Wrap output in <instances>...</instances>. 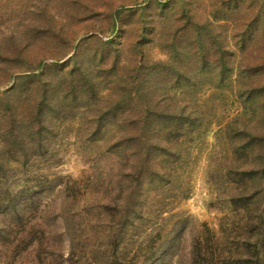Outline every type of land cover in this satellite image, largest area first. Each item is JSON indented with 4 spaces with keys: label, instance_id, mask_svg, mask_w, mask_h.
Returning a JSON list of instances; mask_svg holds the SVG:
<instances>
[{
    "label": "rangeland",
    "instance_id": "374dc122",
    "mask_svg": "<svg viewBox=\"0 0 264 264\" xmlns=\"http://www.w3.org/2000/svg\"><path fill=\"white\" fill-rule=\"evenodd\" d=\"M244 32L249 48L243 53L235 44ZM220 57L233 60L229 69L219 68ZM263 59L264 0H0V97L17 102L19 117L40 92L22 76L35 72L41 82L54 84L48 87L54 111L43 118L48 153L23 166L18 144L8 139L15 151L8 182L23 185L40 174L80 187L73 205L63 204L58 188L44 199L50 212L42 222L55 254L37 246L23 252L20 245L4 253L2 263L66 264L65 223L51 220L58 208L71 215L67 225L77 237V250H88L94 259L108 239L94 227L100 217L96 211L89 216L83 208L123 205L131 176L139 171V213L150 218L155 234L170 230L177 238L165 264H190L191 243L201 225L218 233L229 214L233 173L262 169L255 152L263 153V147L244 153L240 148L251 142L250 135H264ZM72 68L74 79L83 78L66 93L68 80L57 86L55 79ZM220 71L222 76L216 74ZM129 74L137 76L134 84L145 86L147 100L139 101L141 106L172 119L149 135L153 149L147 152V167L140 154L118 143L126 135L121 124L137 119L133 102L116 107L128 94ZM114 107L115 117L103 113ZM167 130L171 133L164 135ZM3 146L0 141V150ZM262 185L264 178L250 188ZM109 219L117 222L119 216Z\"/></svg>",
    "mask_w": 264,
    "mask_h": 264
},
{
    "label": "trees",
    "instance_id": "16d2710c",
    "mask_svg": "<svg viewBox=\"0 0 264 264\" xmlns=\"http://www.w3.org/2000/svg\"><path fill=\"white\" fill-rule=\"evenodd\" d=\"M244 37H249L248 32H244L239 36L235 44L236 47L234 46L243 53L249 48L244 41ZM228 52L233 53L230 48ZM219 60L221 65L219 68L222 67V70L229 69L233 62V60L230 61L226 57H220ZM138 63L141 62L138 61ZM202 64L204 65V60ZM246 66L251 69L248 64ZM135 67L137 69L136 65ZM262 67L263 64L258 66V68ZM139 69L141 68L139 67ZM74 70L72 68L69 72H62L61 76H57L55 79L57 86H60L63 82L66 83V80H68L66 84L69 90L67 89L66 93L70 90L73 92L77 84L81 85L83 74L79 71L81 79H74ZM216 74L223 75L221 71ZM40 76L35 72L22 76L23 81L30 80L31 84L39 85L40 91L34 102L31 101L26 104L23 116L16 117L14 112L16 101L5 95L0 97V108L3 111L0 115V141L4 145L0 150V264H7L5 260L3 263L1 261L6 258L5 254L16 251L20 245H23L21 249L23 252L37 246L39 249L47 251L49 255L55 254L56 251L51 250L49 238L46 237L49 227L42 222L44 215L50 212L49 206H47L49 203L44 202V199L47 198L48 200V196L52 195L53 190L58 188L63 204L73 205L78 201L79 184L75 182L61 184L60 179L54 175L52 177L40 174L31 176L28 183L23 185L8 182L9 165L14 163L10 162V157H13L15 153L7 142L8 139L11 138L13 143L18 144L17 148L22 157L21 163L23 166H28L33 162L32 158H35V162H40L49 150L45 138L43 118L46 113L51 114L54 111L50 103V88H48L54 86V84L41 82L39 80ZM106 76V74L98 75L97 78L102 80ZM136 78L130 74L128 75V82L126 83L128 94L125 100L116 105L117 108L119 106L124 107L125 104L129 106V102H133L134 105L131 106L133 107L131 110L134 111V116L137 117V119L127 120L121 124V128L126 131V135L118 143L124 146L127 145L130 151H133V155H141L140 159L145 167L147 152L153 149L150 148L153 145L149 135L156 130L157 126H162V128H165V125L168 126L169 122H166V120L170 121L172 119H167L170 116L164 118L162 112H152L147 104L141 106L139 101L143 100L146 103L147 95L145 94V86L138 87V84H134ZM227 78L228 75L222 80ZM220 81L217 82L219 86L223 83ZM54 91L55 88L53 93ZM244 102L243 105L246 103ZM116 107L111 110L108 109L110 111L105 110L106 112L103 113H108V116L113 118L117 115ZM100 121L99 118L95 129H101ZM170 133L171 131L167 130L164 135ZM19 135H27V139L21 140L22 137ZM14 137L20 139V142L14 140ZM250 138L251 142L240 148L243 153L253 146L257 150L261 147L264 148L263 134H253L250 135ZM6 149L7 151H5ZM255 155L260 160L259 163L262 165V169L233 173L236 179L232 181L231 194L226 201L229 214L221 219V229L218 230V233L213 232L206 224L201 225V232L191 243L190 264H264V188L263 185L254 190L250 188L251 182H259L264 178V152H258V154L255 152ZM230 174L232 173L228 172L225 177H229ZM140 175L141 172L139 171L132 174L130 185H133H131L127 200L123 205L119 203L115 206L86 204L87 206L83 208L82 212L89 216L92 215L91 210L96 211V214L100 217L96 220L94 227L101 228L108 239L104 250L99 255L97 254L98 256L96 255L94 259L88 250H77V244H75L77 237L71 233L67 225L71 215L65 216V208H58V210L51 212L52 221L56 222L60 219L65 223V234L70 241V251L65 260L66 264H154L157 261L158 264H165L169 253L174 250L177 238L170 230L155 234L148 227L150 218H144L142 213H139L137 193ZM116 215L119 216L117 222L109 219H114ZM31 218L35 221L33 225H30ZM11 235H14L12 241L9 240ZM125 237H127L126 241L123 242ZM124 243H129L130 248L124 246ZM2 249L4 250L3 253L1 252Z\"/></svg>",
    "mask_w": 264,
    "mask_h": 264
}]
</instances>
